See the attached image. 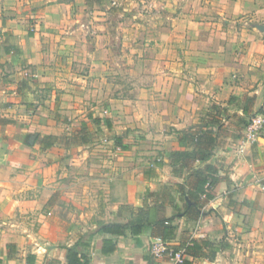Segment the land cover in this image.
Returning a JSON list of instances; mask_svg holds the SVG:
<instances>
[{
    "label": "crops",
    "instance_id": "obj_1",
    "mask_svg": "<svg viewBox=\"0 0 264 264\" xmlns=\"http://www.w3.org/2000/svg\"><path fill=\"white\" fill-rule=\"evenodd\" d=\"M153 1L171 11L167 51L152 59L167 115L157 111V140L141 152L139 132L89 98L125 73L102 46L144 45L135 1L0 0V206H24L0 209V264H68L76 243L89 264H147L167 225L176 248L209 241L192 264H264V125L248 136L264 118V0ZM204 132L209 146L184 139Z\"/></svg>",
    "mask_w": 264,
    "mask_h": 264
},
{
    "label": "rangeland",
    "instance_id": "obj_2",
    "mask_svg": "<svg viewBox=\"0 0 264 264\" xmlns=\"http://www.w3.org/2000/svg\"><path fill=\"white\" fill-rule=\"evenodd\" d=\"M134 1L136 4L133 9H139L144 13L143 22H145V29H143L144 39L142 40L144 41V45L137 46L134 42L131 44H123L117 40L113 50L107 51L102 46L99 52L111 53V51H114L116 53L111 62V67L115 70H124L125 73L122 71L111 78L113 86L110 88V91L91 93L89 98L93 103H97L95 99L104 100L105 107L108 109L107 114L117 125L122 127L127 126L132 133L133 130H136L142 136L138 139L140 143L138 150H141V152H150L152 145L155 144L153 141L157 140L156 131L158 126L154 125L158 121L157 111L160 109L159 117H165L167 115V107L163 103H160V108L158 109L156 103L157 94L153 92V87L155 83L157 84L158 78L155 76L152 77V59L157 54L167 51L165 43L168 42L170 37L168 36V28L165 26L169 18V12L171 11L168 10L165 2L158 6L155 5L153 0ZM119 5V2L115 4V2L112 3L111 1L109 3V6L112 7H119ZM122 16L123 14L119 13V16L116 18ZM158 23L161 24L162 28L159 27ZM180 38L181 36L177 35V39ZM83 64V62L74 64V68L76 70L80 68L81 70ZM144 71H149V73L142 77ZM133 72H137V74ZM165 81L163 79L160 83L162 84ZM81 86L83 84L79 83L78 89L82 91L81 95H88L86 88H81ZM102 100L100 102L103 104ZM160 128H164L165 134L171 130V127L168 128L167 125ZM128 144V151H130L134 143L129 142ZM51 206L53 205L49 204L45 207L47 211H49V207ZM23 208V204H20L16 209L12 205L0 206L2 213L5 209H8L18 210V213L23 214ZM44 211L42 209V212ZM15 219L21 221L19 220L20 215H16ZM2 225L7 226L8 221H0V227ZM168 243L171 244L169 241Z\"/></svg>",
    "mask_w": 264,
    "mask_h": 264
},
{
    "label": "trees",
    "instance_id": "obj_3",
    "mask_svg": "<svg viewBox=\"0 0 264 264\" xmlns=\"http://www.w3.org/2000/svg\"><path fill=\"white\" fill-rule=\"evenodd\" d=\"M98 121V120H96ZM194 143V145L196 147H200V145H202L205 142L206 146L211 145V143H213V138L211 139V137L209 136V134L207 132L204 133H200L198 135L196 134H186L184 136V139H189ZM206 154H203L202 157H205ZM206 181H208V186L207 188L209 189L210 187H212L217 181L218 178L216 177V175H210L208 178L201 180L199 187L203 186V184L206 183ZM142 215L137 217L135 220H133L132 225H133V233L135 234H139L142 231V228L140 227V222L143 221ZM116 227H122L120 224H111V226L106 227V229H112L114 230V228ZM175 232V228L174 226L171 225H167V226H163L162 228V234H160L161 238L166 240V237L173 234ZM207 245L209 246L210 243L207 240H195L193 242V244H189L185 249L187 254H195V252H197L198 250H200V245ZM80 247V243H76L74 246L69 248L68 251V264H89L90 262V257L82 250L79 249ZM178 248V247H177ZM216 253V250L213 249L212 250V254H211V258L214 257ZM29 259V264H33V262L35 261V256H30L28 257ZM147 264H158L157 263V259L156 257L151 253V255L149 257H147ZM176 264H192V262L190 260H188L187 258L181 262V263H176Z\"/></svg>",
    "mask_w": 264,
    "mask_h": 264
},
{
    "label": "built area",
    "instance_id": "obj_4",
    "mask_svg": "<svg viewBox=\"0 0 264 264\" xmlns=\"http://www.w3.org/2000/svg\"><path fill=\"white\" fill-rule=\"evenodd\" d=\"M264 125V118L256 116L248 125V136L255 138L261 131ZM151 252L158 259L167 257L173 261L174 264L181 263L187 258V253L184 248H176L162 238H155L151 243Z\"/></svg>",
    "mask_w": 264,
    "mask_h": 264
}]
</instances>
